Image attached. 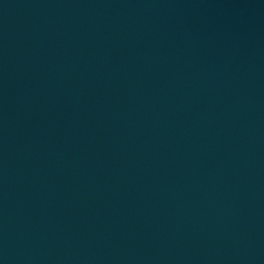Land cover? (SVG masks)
Masks as SVG:
<instances>
[{"label":"water","instance_id":"1","mask_svg":"<svg viewBox=\"0 0 264 264\" xmlns=\"http://www.w3.org/2000/svg\"><path fill=\"white\" fill-rule=\"evenodd\" d=\"M0 264H264V0H0Z\"/></svg>","mask_w":264,"mask_h":264}]
</instances>
